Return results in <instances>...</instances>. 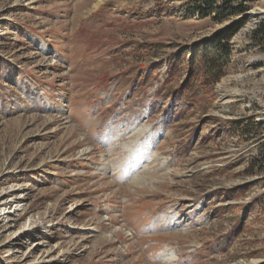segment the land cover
Here are the masks:
<instances>
[{
  "label": "rangeland",
  "instance_id": "374dc122",
  "mask_svg": "<svg viewBox=\"0 0 264 264\" xmlns=\"http://www.w3.org/2000/svg\"><path fill=\"white\" fill-rule=\"evenodd\" d=\"M97 1L0 0V195L28 191L0 264H264V0ZM243 16L223 78L186 81L179 52Z\"/></svg>",
  "mask_w": 264,
  "mask_h": 264
},
{
  "label": "trees",
  "instance_id": "16d2710c",
  "mask_svg": "<svg viewBox=\"0 0 264 264\" xmlns=\"http://www.w3.org/2000/svg\"><path fill=\"white\" fill-rule=\"evenodd\" d=\"M257 1L259 0H190L189 6L200 18H210L213 22L222 23L231 16L244 14ZM245 19L246 17L243 16L237 21L226 25L211 37L202 39L179 52V58L183 55H189L186 81L195 77L200 86L212 89L223 78L225 69L230 62V41L244 24ZM260 29H264V22L254 31V37ZM233 125L234 131H236L243 125V121L234 122ZM249 125H252L251 122ZM247 133L248 131L241 134L247 135ZM259 136L257 135L254 138L257 139ZM258 161L261 160L256 157L249 164L245 173L253 175L258 167Z\"/></svg>",
  "mask_w": 264,
  "mask_h": 264
},
{
  "label": "bare ground",
  "instance_id": "6f19581e",
  "mask_svg": "<svg viewBox=\"0 0 264 264\" xmlns=\"http://www.w3.org/2000/svg\"><path fill=\"white\" fill-rule=\"evenodd\" d=\"M104 0H98L95 4V7L101 5L103 3ZM96 9V8H95ZM249 15L251 16L252 20H255V18H258L259 16L264 15V8H256L253 9L249 12ZM137 134V133H136ZM86 153V152H85ZM27 195H28V191H26V187H16V188H11V189H6L5 191L2 192V194L0 195V200H2V198L4 200V202H2L0 205H2L1 211H0V223L4 222L5 219H8L9 221H11V217L15 215V213L19 212V211H23V202L25 201V199L27 200ZM7 197V198H6ZM12 204V206L10 207V205ZM9 207V208H8ZM7 209V211H6ZM45 217H38V219H36L35 221H33L31 229H32V233L33 232H37L39 229L41 228H46L52 225H45ZM51 222V221H50ZM10 223V222H9ZM1 225V224H0ZM54 225V224H53ZM29 227V226H28ZM91 227V226H90ZM73 228V227H72ZM29 230V229H28ZM27 230V231H28ZM91 230V229H86ZM24 231V230H23ZM27 233V232H26ZM30 233V230H29ZM91 234V233H90ZM96 234V233H95ZM92 235V234H91ZM13 240V239H12ZM16 240V239H14ZM46 243L43 242H37L36 246H45ZM57 248V247H56ZM90 248V247H89ZM36 249V248H35ZM55 250V249H54ZM47 251V250H46ZM87 252V248L85 247L84 249H82L79 254H84ZM51 253V252H49ZM48 253V254H49ZM44 254V253H43ZM12 255V254H11ZM68 255V253L66 252H59L54 258H50L47 261H41L40 263L37 264H44V263H50V264H62L65 263L66 260V256ZM28 256L24 259H27ZM36 264V263H34Z\"/></svg>",
  "mask_w": 264,
  "mask_h": 264
}]
</instances>
